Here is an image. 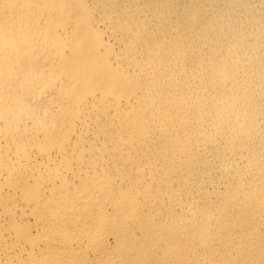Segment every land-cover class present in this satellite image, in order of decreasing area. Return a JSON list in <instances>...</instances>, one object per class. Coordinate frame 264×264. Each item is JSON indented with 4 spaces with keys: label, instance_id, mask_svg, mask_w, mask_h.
I'll use <instances>...</instances> for the list:
<instances>
[{
    "label": "bare ground",
    "instance_id": "6f19581e",
    "mask_svg": "<svg viewBox=\"0 0 264 264\" xmlns=\"http://www.w3.org/2000/svg\"><path fill=\"white\" fill-rule=\"evenodd\" d=\"M0 264H264V0H0Z\"/></svg>",
    "mask_w": 264,
    "mask_h": 264
}]
</instances>
